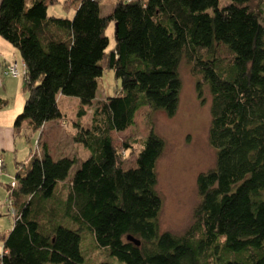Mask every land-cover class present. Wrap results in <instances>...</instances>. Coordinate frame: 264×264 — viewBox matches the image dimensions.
Masks as SVG:
<instances>
[{
	"label": "trees",
	"instance_id": "obj_1",
	"mask_svg": "<svg viewBox=\"0 0 264 264\" xmlns=\"http://www.w3.org/2000/svg\"><path fill=\"white\" fill-rule=\"evenodd\" d=\"M51 1L0 0V38L23 60L14 135L60 119L59 96L75 97L83 115L106 69L120 91L97 103L89 129L75 124L74 141L89 155L64 199L51 201L76 159H53L44 143L14 186L4 185L12 224L0 233V264H84L81 232L123 264H264V0H115L107 15L99 0H75L70 18L48 16ZM181 59L201 76L196 97L201 83L208 89L214 164L197 174L193 224L177 236L158 231L163 140L149 129L123 169L109 133L132 125L140 107L175 114Z\"/></svg>",
	"mask_w": 264,
	"mask_h": 264
},
{
	"label": "rangeland",
	"instance_id": "obj_2",
	"mask_svg": "<svg viewBox=\"0 0 264 264\" xmlns=\"http://www.w3.org/2000/svg\"><path fill=\"white\" fill-rule=\"evenodd\" d=\"M107 1L100 4L101 10L104 12L102 14H105L108 9ZM47 10L46 8L48 13ZM262 11L264 16V4ZM260 24L264 27V17ZM112 33L113 25L109 23L104 30L108 39L107 50L113 46L114 36ZM220 51V56H228V52L224 49ZM190 67V63H186L184 59L180 60L177 74L181 88L177 111L173 116H166L158 110L152 111L147 106L140 107L133 115L132 125L121 132L109 133L112 144L121 156L123 169L133 167L135 153L141 148V142L149 129L163 140L164 148L155 162L157 177L155 188L162 200L157 217L158 231H167L177 236L183 235L193 224V208L199 200L195 186L197 174L214 164V152L207 141L210 96L207 86L201 83L200 98L196 97L195 81L201 82L202 80L200 75L196 76L190 73ZM119 83V79L114 77L112 70L106 69L98 76L95 98L91 101V106L83 108V115L77 117L79 102L75 97L59 96L57 103L62 114L60 119L45 122L39 130L28 131L27 134L20 129L17 135L11 137L9 132V143L0 149V160L2 161L0 168V226L6 225L5 227L9 228L12 219L7 210L3 184L14 182L16 173L24 174L29 164L27 163L28 155L39 153L42 143L46 144L53 159L57 157L76 159V163L69 168L66 179L58 185L55 198L48 200L56 201L66 197L69 177L80 162L89 155L87 149L74 141V136L77 134L75 124H79L82 129H89L94 115L93 108L99 101L118 93L120 91ZM7 108H11L10 101L7 103ZM98 118H96V122L99 120ZM12 123L13 119L9 125L10 129ZM3 125H5V121H0V126L3 127ZM51 201L48 203L53 206ZM80 236L79 247H81L84 264L106 262L123 264L106 255L104 250L94 247L90 234L81 232Z\"/></svg>",
	"mask_w": 264,
	"mask_h": 264
},
{
	"label": "crops",
	"instance_id": "obj_3",
	"mask_svg": "<svg viewBox=\"0 0 264 264\" xmlns=\"http://www.w3.org/2000/svg\"><path fill=\"white\" fill-rule=\"evenodd\" d=\"M103 2H105V0H101L100 4H102ZM114 2L115 0L107 1V3L109 4L108 9L103 15H107V13L110 12L109 10ZM76 3L77 2H75V0H53L47 5V11L49 12H46V14L48 16L53 15L57 17L69 16L68 18H70L73 14L72 12L76 6ZM100 12H102L101 7ZM8 63H15V69L17 71L15 75H4L3 72H1L4 66ZM23 73V60H21L18 51L14 49L8 42L0 38V121H5V125H3V127L0 126V149L3 148V146H7L10 141V135L11 137L15 136L13 127L11 126L12 128L10 129L9 125L11 124V121L12 119H14L15 115L21 110L20 108L23 105L22 102L25 97V92L23 90ZM9 101L11 108H7V103ZM4 185L6 184H3V189L5 191ZM11 224L12 219L10 227ZM5 226L6 225L0 226V233L5 234V232L10 229V227L7 228Z\"/></svg>",
	"mask_w": 264,
	"mask_h": 264
},
{
	"label": "built area",
	"instance_id": "obj_4",
	"mask_svg": "<svg viewBox=\"0 0 264 264\" xmlns=\"http://www.w3.org/2000/svg\"><path fill=\"white\" fill-rule=\"evenodd\" d=\"M4 75H15L17 73L16 69H15V63H8L7 65L4 66V68L2 69V71ZM2 166V161L0 160V168ZM10 186H14L13 182H9Z\"/></svg>",
	"mask_w": 264,
	"mask_h": 264
},
{
	"label": "water",
	"instance_id": "obj_5",
	"mask_svg": "<svg viewBox=\"0 0 264 264\" xmlns=\"http://www.w3.org/2000/svg\"><path fill=\"white\" fill-rule=\"evenodd\" d=\"M126 239H127V240H130L134 245H138V241L135 240V239H133V238H132L131 236H129V235L126 237Z\"/></svg>",
	"mask_w": 264,
	"mask_h": 264
}]
</instances>
